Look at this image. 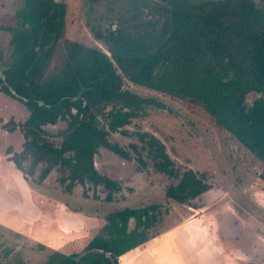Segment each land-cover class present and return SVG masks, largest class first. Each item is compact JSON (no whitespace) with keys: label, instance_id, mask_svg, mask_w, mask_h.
I'll return each instance as SVG.
<instances>
[{"label":"trees","instance_id":"trees-1","mask_svg":"<svg viewBox=\"0 0 264 264\" xmlns=\"http://www.w3.org/2000/svg\"><path fill=\"white\" fill-rule=\"evenodd\" d=\"M117 4L115 22L108 28L90 26L105 51L60 41L63 1L23 0L14 23L0 26L10 32V60L0 72V93L28 111L23 121L9 119L2 125L22 133V149L15 152L9 146L6 152L24 178L36 186L58 172L56 182L64 193L72 195L80 186L83 197L92 189L93 197L99 198L97 193L103 190L101 200L113 201L123 183L102 168L99 158L110 151L119 160H128L130 153L109 136H128L126 127L150 114L145 100L123 88L124 81L200 106L264 163V0H118ZM249 93L257 94L250 102ZM59 122L65 126L56 143L45 126ZM138 135L154 170L178 177L176 184L166 186L164 199L184 205L209 188L193 169L178 174L165 144L153 133ZM129 147L136 151L135 144ZM136 158L141 166L147 164L140 152ZM65 203L73 210L83 207ZM164 204L112 208L104 217L101 236L74 241L81 244L74 252L65 245L51 252L44 264H119L121 254L154 236L147 230L159 220L158 209Z\"/></svg>","mask_w":264,"mask_h":264},{"label":"rangeland","instance_id":"rangeland-1","mask_svg":"<svg viewBox=\"0 0 264 264\" xmlns=\"http://www.w3.org/2000/svg\"><path fill=\"white\" fill-rule=\"evenodd\" d=\"M58 1H63L66 5L64 31L60 41L73 40L88 46H96L105 51L104 45L91 34L90 26L103 30L108 28L109 23L115 22L113 20L114 11L119 6L118 0ZM22 5L23 0H0V26L13 24L14 14ZM9 40L10 32L0 29V53L2 55L0 72L3 65L10 60ZM123 88L131 90L139 98L145 100L150 113L147 118L134 120L131 125L126 127L129 132L128 136L119 133L109 136L111 142L117 143L130 153L128 160L123 158L119 160L118 155L110 151H103L102 158H99L103 169L122 180L124 189L114 193L113 201L104 203L103 199L101 200L105 192L103 190L98 191L99 198L93 197L92 189H88L87 197H83L84 189L80 186L75 187L72 195L64 193L56 182L58 172H52L47 177L48 185H36L33 188L35 193L38 194L37 192L43 189L48 192L47 196L50 197L48 200L50 202H56L55 198L64 199L72 201L74 204H81L86 214L94 212L91 216L84 214L86 223L83 233L70 231L71 229L68 227H65L60 233L56 223L49 224L48 227L43 223L44 225L38 229L39 234L35 235L37 241L34 242L24 234L26 223L19 224L16 218L17 213L13 212V209L2 208L0 204V264H44L51 252L56 251L57 245L62 241L68 242L66 244L67 251L74 252L81 246L74 242L81 240L76 237L82 234L84 237L101 236L105 222L104 217L110 209L121 208L125 205L139 207L157 202H166V204L159 207L160 218L148 228L149 235L164 232L175 225L188 221L197 212L199 214L208 208L228 202L234 205L238 213L246 211L249 215H253V220L255 218L259 220V227H245L241 221L237 223L234 218V221L229 222L230 224L227 223L228 225L222 228V231L226 228L230 231L233 230L234 232L231 233L239 234L238 238L251 243L252 248L245 249V256H258V259L264 264V163L222 130L200 106L156 93L128 81H124ZM256 96V93H249L246 99L250 102ZM22 110L23 112L26 110L22 103L9 95L0 93V143H4L7 138L10 140L9 142H14L15 134L8 136L2 125L9 119H17V121L22 119L24 116ZM64 126L63 122H59L45 127L52 135V139L58 143L62 136L58 135V132L62 128L64 129ZM140 131L153 133L165 144L166 151L178 174L190 168L206 180L209 189L205 194H209V196L205 194L195 196L184 205L164 199L163 194L166 186L176 184L178 177L171 178L154 170L146 149L141 147L142 142L138 135ZM130 143L136 145V151L129 147ZM138 152H140L142 160L147 163L145 166H141L136 158ZM1 153L6 155V148ZM4 154L2 155L3 161L4 159L8 160ZM29 163H31L30 157L26 161L27 168H29ZM2 172L7 173L6 170ZM17 194L11 193L10 197H17ZM5 199L8 201L10 198L5 197ZM50 204L48 203L46 206ZM11 205H13L12 202ZM51 215L50 218L54 220L55 214L52 212ZM206 218L210 221L212 214H207ZM251 224L255 223L251 222ZM209 227L212 228V225L209 224ZM49 229L52 232L46 233ZM236 229H239V232ZM257 230L260 234L256 232ZM70 257L71 252L66 256V260ZM240 261L243 259L237 258L235 263ZM118 263L122 264L119 259Z\"/></svg>","mask_w":264,"mask_h":264},{"label":"crops","instance_id":"crops-1","mask_svg":"<svg viewBox=\"0 0 264 264\" xmlns=\"http://www.w3.org/2000/svg\"><path fill=\"white\" fill-rule=\"evenodd\" d=\"M22 114L24 115L23 118L18 121H23L27 117V109L24 112L22 110ZM3 130L5 129L3 128ZM5 131L8 136L15 134L14 142H9L10 140L7 138L4 143H0V150L3 151L10 146L12 151H20L24 142L22 133L19 129L11 132ZM1 151L0 204L2 208L13 209V212L17 213L16 218L19 224L26 223L25 236L35 242L37 241L35 235L39 234L38 229L41 228V225L45 224L48 227L47 225L53 223H56L55 225L60 229L59 232L68 227L71 229L70 231L83 233L86 223L85 215L91 216L94 212L86 214L84 208L73 210L62 199L55 198L56 202H50L48 201L50 198L47 196L48 192L40 188V191L36 194L33 189L35 185L26 180L23 172L8 159L10 153L5 155ZM3 154L8 160L4 159L3 161ZM2 169L6 170L7 173L2 172ZM42 185H48V180L45 179ZM17 191H19V194H17ZM11 193L17 194V197H10ZM5 197L10 199L6 201ZM11 202L13 205H11ZM48 203L51 204L46 206ZM52 212L55 214L54 220L50 218ZM209 213L212 214L210 221L206 218ZM252 216L246 211L238 213L234 205L229 202L223 205L218 204L199 214L197 212L188 221L155 234L140 245L121 254L118 259L122 264H262L258 256H245V249L252 248L251 243L238 238L239 234L234 235V233H231L234 232L233 230L230 231L226 228L222 231V228L228 225L227 223L233 222L234 218H236L237 223L241 221L245 227H259V220L257 218L253 220ZM251 222L255 224H251ZM209 224L212 225V228L209 227ZM236 231L239 232V229H236ZM48 232L52 231L49 229L46 233ZM256 232L260 234L258 230ZM83 235L76 238H82ZM256 240L259 241V239ZM67 243L62 241L56 249L60 250ZM237 258H241L243 261L235 263Z\"/></svg>","mask_w":264,"mask_h":264},{"label":"flooded vegetation","instance_id":"flooded-vegetation-1","mask_svg":"<svg viewBox=\"0 0 264 264\" xmlns=\"http://www.w3.org/2000/svg\"><path fill=\"white\" fill-rule=\"evenodd\" d=\"M208 189L209 188H207L206 190H204V191H201L200 193H198V195H196V197H198V196H200V195H204L205 193H208ZM205 195H208L209 196V194H205ZM193 198V197H192Z\"/></svg>","mask_w":264,"mask_h":264}]
</instances>
